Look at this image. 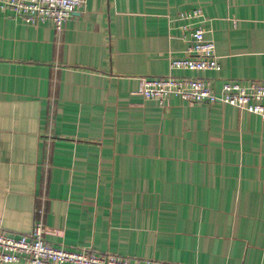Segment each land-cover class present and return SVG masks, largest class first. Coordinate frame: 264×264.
Segmentation results:
<instances>
[{
	"label": "crops",
	"instance_id": "obj_1",
	"mask_svg": "<svg viewBox=\"0 0 264 264\" xmlns=\"http://www.w3.org/2000/svg\"><path fill=\"white\" fill-rule=\"evenodd\" d=\"M201 8L220 66L186 55ZM264 81V0H86L58 33L0 7V218L46 240L164 264H264V121L141 93L144 77ZM6 264H29L21 260Z\"/></svg>",
	"mask_w": 264,
	"mask_h": 264
},
{
	"label": "built area",
	"instance_id": "obj_2",
	"mask_svg": "<svg viewBox=\"0 0 264 264\" xmlns=\"http://www.w3.org/2000/svg\"><path fill=\"white\" fill-rule=\"evenodd\" d=\"M86 0H0L2 9H13L21 19L31 25L52 20L58 33L63 31L65 22L84 5ZM181 19H198L184 25L190 32V43L186 55L174 58L171 69L205 72L219 68V57L214 40L208 38L203 26L204 13L201 8L181 13ZM141 93L147 100L163 104L170 95L183 101L209 104L223 103L242 111L257 114L264 121V81L249 83L225 81L221 90L215 89L212 81L199 76L144 77ZM45 210L39 216L29 234L10 235L3 229L0 218V264L25 261L29 264H164L153 259L133 260L112 253L99 254L87 250L68 249L53 245L46 240Z\"/></svg>",
	"mask_w": 264,
	"mask_h": 264
}]
</instances>
